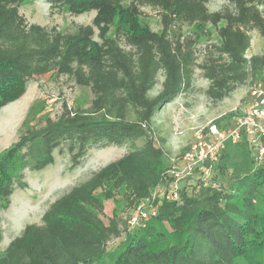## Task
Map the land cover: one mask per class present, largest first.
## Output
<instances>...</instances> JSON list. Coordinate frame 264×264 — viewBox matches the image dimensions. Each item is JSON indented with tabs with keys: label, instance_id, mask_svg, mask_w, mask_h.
I'll list each match as a JSON object with an SVG mask.
<instances>
[{
	"label": "trees",
	"instance_id": "16d2710c",
	"mask_svg": "<svg viewBox=\"0 0 264 264\" xmlns=\"http://www.w3.org/2000/svg\"><path fill=\"white\" fill-rule=\"evenodd\" d=\"M22 1L0 0V110L21 99L31 80L48 74L88 89L91 99L86 108L63 105L55 121L28 131L0 157L1 207L8 206L14 185L26 187L24 171L51 165L61 144L67 145L72 170L93 147L128 143L130 151L53 201L40 225H26L9 242L0 264H92L105 256L107 243L128 230L117 213L104 222L105 203L123 198L129 209L147 198L170 168L164 140L152 138L153 118L189 91L195 69L208 83L213 103L239 86L264 82V56H246L250 33L264 37V0H229V8L212 13L206 7L210 0H46L50 12L95 13L90 25L66 31L28 24L19 14ZM142 6L161 10V31L140 22ZM181 25L191 28L188 36L178 31ZM206 26L213 27L218 42L196 49V39L208 35ZM121 42L133 50L124 51ZM158 76L161 90L150 96ZM239 145L233 189L202 187L191 198L182 196L179 206L163 201L114 264H243L263 249L257 235L264 166L255 168L245 143ZM161 222L177 242L150 250L151 240L163 237L156 229Z\"/></svg>",
	"mask_w": 264,
	"mask_h": 264
},
{
	"label": "rangeland",
	"instance_id": "374dc122",
	"mask_svg": "<svg viewBox=\"0 0 264 264\" xmlns=\"http://www.w3.org/2000/svg\"><path fill=\"white\" fill-rule=\"evenodd\" d=\"M207 10L212 12L222 11L230 7L229 0H210ZM19 14L24 17L28 24H35L47 29L56 28L58 31L73 30L77 26L90 25L95 13H86L78 17L69 16L66 12L54 10L50 12L46 0H24L19 6ZM149 25L147 19H140ZM154 25V22L150 23ZM156 24V23H155ZM153 31L156 26L151 28ZM208 35L202 36L197 40V49L203 50L208 44L218 42L213 27L206 28ZM178 31L184 35L191 32L188 26H178ZM251 45L246 56L253 55L264 56V37L256 32L250 33ZM192 86L183 96L184 108L194 110L197 107L202 111L198 117L197 125L205 127L215 119L224 116L227 129L232 127L231 113L236 107L241 105L236 99H245L248 85L239 86L223 102L213 103L206 94L207 82L201 77L199 71L194 72ZM161 77L158 76L157 84L151 91L150 96H156L160 90ZM198 85V86H195ZM91 99L88 89L76 87L72 82L64 77L57 78L51 74L43 77L34 78L26 88V92L21 99L9 104L0 110V157L8 156L6 151L12 147L18 139L28 131H35L43 128L47 121H55L62 110V106L67 108H86ZM237 102V103H236ZM168 109V110H167ZM170 107H167L159 114L153 122L152 138L166 137L167 134L158 131L159 123L163 127L170 125L171 113ZM188 111V112H189ZM156 125V127H155ZM142 141L138 142L140 145ZM157 144V143H156ZM242 145V144H241ZM240 146V145H239ZM166 149L168 166L172 163L178 154ZM130 151L129 144L123 147H93L91 148L79 165L71 169L70 154L67 145L61 144L53 151V163L40 172L23 173V182L26 187L19 189L16 185L12 188V193L8 198V206L2 208L0 204V256L3 254L9 242L19 236L23 228L28 224H41V217L47 207L61 197L72 187L87 180L91 174L103 168L107 164L121 158ZM240 160L238 146L228 147L223 153L215 167L210 178V185L217 190L229 191L233 189L232 167ZM9 166H15L10 163ZM222 167V168H221ZM1 168V165H0ZM221 168V169H220ZM264 199V198H263ZM259 215L261 216V234L258 238L264 239V204L258 203ZM128 210L126 201L123 198H117L105 203L102 219L104 222L115 213L123 217ZM156 229L163 235L162 238L153 239L150 242L149 249L155 250L175 245L177 242L175 233L170 226L161 222L156 224ZM133 233H125L111 247L106 248L105 256L92 264H114L132 240ZM264 264V248L245 257L243 264Z\"/></svg>",
	"mask_w": 264,
	"mask_h": 264
},
{
	"label": "built area",
	"instance_id": "2783aa9c",
	"mask_svg": "<svg viewBox=\"0 0 264 264\" xmlns=\"http://www.w3.org/2000/svg\"><path fill=\"white\" fill-rule=\"evenodd\" d=\"M139 12L141 17L149 22L152 32L161 31L159 8L142 6ZM151 22H154V25H151ZM153 26H156L154 31L151 29ZM171 27L174 28V26ZM189 34H182V37ZM120 48L126 52L133 50L124 42L120 43ZM223 58L227 59V56L223 55ZM200 59L202 60V56ZM197 62L199 63L200 60ZM183 96L185 94H181L174 102L178 106L175 114L177 123L182 113L188 114L180 100ZM245 99L240 101L241 105L231 113V117L233 116L231 128H222L212 121L205 127L197 126L192 129L193 140L186 145L187 150L182 156L178 154L171 160L172 165L163 175L162 182L150 192L147 198L135 202L123 215L122 219L128 226L127 233L131 234L144 229L147 223L158 215V208L163 201L179 206L182 204V196L191 198L202 187H213L209 183L213 168L228 145L237 146L243 141L250 152L255 168L264 166V82L257 79L249 83ZM188 117L190 120L196 118L192 114H188ZM118 240L107 243L106 248L111 247Z\"/></svg>",
	"mask_w": 264,
	"mask_h": 264
},
{
	"label": "crops",
	"instance_id": "0c3cea01",
	"mask_svg": "<svg viewBox=\"0 0 264 264\" xmlns=\"http://www.w3.org/2000/svg\"><path fill=\"white\" fill-rule=\"evenodd\" d=\"M180 100L183 102V99H180ZM225 100H226V98L223 99L220 102H223ZM236 100H237V102H239V101L246 100V99H241V96H240L239 99H236ZM183 106H185L184 102H183ZM167 107H170V110H169L170 113L172 111L171 120H170L171 126L168 124L165 127H163L162 125H164V124L160 122L159 123L160 125L158 126L157 129L160 132L162 131V132L166 133L167 136L166 137H158L156 139H158V140L163 139L164 140V142L162 144H163V147H164L165 151H166L165 148H167L171 152L174 151V153L180 154L181 150L184 149L186 147V145H188L193 140V130L192 129L197 127V126H199V125H197V120H198V117H199L202 109L197 107L194 110H190V111L188 110L189 111L188 112L187 109L185 108L186 112L188 114L195 115V117H196L195 120H190L189 117H188V114L182 113L181 114V119L177 123L175 114L178 111V106L175 105L174 103H171V104H168L167 106H165L164 109H166ZM164 109H162L161 111L156 113V115L153 118V122H154V119L159 114H161ZM221 117H224V116H221ZM219 125L222 128H226L227 127V124L225 123V121H221ZM152 126H153V123H152ZM155 127H156V125H155ZM230 146L236 147V146H233V145H228V147H230Z\"/></svg>",
	"mask_w": 264,
	"mask_h": 264
}]
</instances>
